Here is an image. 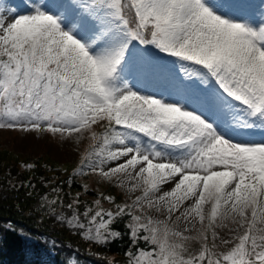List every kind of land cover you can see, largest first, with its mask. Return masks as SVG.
<instances>
[{
	"label": "snow or ice",
	"instance_id": "1",
	"mask_svg": "<svg viewBox=\"0 0 264 264\" xmlns=\"http://www.w3.org/2000/svg\"><path fill=\"white\" fill-rule=\"evenodd\" d=\"M0 135L65 157L4 166L26 264H264V0H0Z\"/></svg>",
	"mask_w": 264,
	"mask_h": 264
},
{
	"label": "trees",
	"instance_id": "2",
	"mask_svg": "<svg viewBox=\"0 0 264 264\" xmlns=\"http://www.w3.org/2000/svg\"><path fill=\"white\" fill-rule=\"evenodd\" d=\"M19 155L20 160H16L15 156ZM32 162L34 160H41L44 162H48L50 164H55L56 159H54L50 154L44 152L41 153V156L35 158L34 155L23 156L20 152L11 150L7 147L3 148L0 146V224L4 223L8 219L13 221H19L22 223L27 230L32 231L34 234L39 235V233H46L50 239H56L58 244L60 241H64V243H69V241L65 240L64 237L66 233L63 229L54 225L51 221L45 223L44 226H41L37 229L34 220L37 214L33 211L32 219H29L26 215L22 216L16 209L15 205L20 204L21 207L25 209V211H31V206L36 203L35 200H27L25 201V193L22 190L19 193L13 192L11 190L5 192L4 189L7 188L6 182L3 179L5 165L11 167L13 169V174L18 169L19 164L23 161ZM46 175L52 176L54 174L63 176L62 173H48L41 171L38 175ZM28 175V173H25ZM38 188L43 191L42 186L38 185ZM7 195L8 199H4L3 197ZM4 240L0 242V264H26V261L29 259L26 257L22 251L23 241L20 237L4 232L3 233ZM71 244L75 248L79 246V261L80 264H110L111 261H115L116 264H123L126 259L124 252L126 246H121L120 244H114L108 248H92L93 252H96L97 255L93 256L89 254L88 248L89 245L83 243L81 240L76 239V237H72ZM66 252H59L55 259L56 264H59V261L64 259ZM71 259V257H69Z\"/></svg>",
	"mask_w": 264,
	"mask_h": 264
},
{
	"label": "rangeland",
	"instance_id": "3",
	"mask_svg": "<svg viewBox=\"0 0 264 264\" xmlns=\"http://www.w3.org/2000/svg\"><path fill=\"white\" fill-rule=\"evenodd\" d=\"M1 145L3 148L7 147L11 150L18 151L23 156L34 155L35 158H38L41 156V153L47 152L56 160H63L65 158L58 142L38 141L35 138H31L28 141H21L15 136L0 135Z\"/></svg>",
	"mask_w": 264,
	"mask_h": 264
}]
</instances>
